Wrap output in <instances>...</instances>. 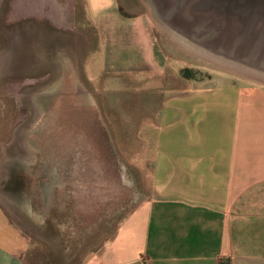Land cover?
I'll return each mask as SVG.
<instances>
[{"label":"rangeland","instance_id":"374dc122","mask_svg":"<svg viewBox=\"0 0 264 264\" xmlns=\"http://www.w3.org/2000/svg\"><path fill=\"white\" fill-rule=\"evenodd\" d=\"M100 1L102 14L77 0L81 18L61 31L35 15L34 0L22 21L24 8L14 17L13 0H0V164L10 171L0 250L24 264H84L122 229L129 248L163 115L178 111L185 92L261 79L243 66L264 71V0H171L170 19L183 18L188 39L246 65L232 68L174 41L147 0H116L115 12ZM260 14L256 32L255 20L244 30L246 18ZM193 17L202 27L195 32Z\"/></svg>","mask_w":264,"mask_h":264},{"label":"crops","instance_id":"0c3cea01","mask_svg":"<svg viewBox=\"0 0 264 264\" xmlns=\"http://www.w3.org/2000/svg\"><path fill=\"white\" fill-rule=\"evenodd\" d=\"M27 1L13 0L14 17L24 8L17 20H27ZM34 1L35 15H48L56 30L82 15L77 0ZM108 3L117 11L116 0ZM93 4L104 13L100 0ZM236 83L185 92L178 111L163 115L150 190L130 217L129 248L121 228L84 264H264V78ZM23 261L0 250V264Z\"/></svg>","mask_w":264,"mask_h":264},{"label":"bare ground","instance_id":"6f19581e","mask_svg":"<svg viewBox=\"0 0 264 264\" xmlns=\"http://www.w3.org/2000/svg\"><path fill=\"white\" fill-rule=\"evenodd\" d=\"M147 2L151 6V11H152L153 18L159 23V25L161 26V28H163L166 32L169 33V35L171 37H173L175 39L174 41H176L178 44H181L185 48H188V49H190L192 51H195L196 53H199L201 55H204L208 59H211V60L213 59L216 62H219L220 64H222V65H224V66H226L228 68H232V67H229V66H233V65H236V66H238V65H241V66L242 65H245V64H243L241 62H239L240 64H238L237 62L232 61L228 57H226V56L220 54L219 52H217L215 49H214L215 52H214L213 49L211 51L206 50L204 48V44L201 43V42L198 43L195 40L192 41V40L188 39L190 37V35L192 36V34H191V30L192 29L189 30L187 28L186 29L181 28L182 25H181V23H179V21H181L183 18L180 19V20H176L174 18L173 19H170V13H169L170 11L168 10L169 6L171 5V4H168V3H170V0H164L163 1L164 4H161V3L157 2V1L155 2V0H152V1L151 0H147ZM200 6L203 7V4L200 5ZM176 16H178V15H176ZM193 18H194V20L192 21V24L195 21L196 22L197 21L200 22L199 21L200 18L197 19V20H196L195 17H193ZM198 24L199 25L196 24V26L197 27L199 26V28L194 27L193 28L194 32L196 30H200V28H202L201 25H200V23H198ZM243 28H244V30H246L245 27H243ZM229 29H231V28H229ZM201 30H203L202 32L204 33V35L205 34L208 35V33L211 32V31H209V29H207V31H205V32H204V29H201ZM228 33H229V31H228V27H227L225 29V31H224L223 34L225 36H226V34L227 35H230V33L229 34ZM207 35H205V36H207ZM191 39H193V38H191ZM215 46L213 48H216ZM244 46H245V44H244ZM244 46H242V47H244ZM254 51L257 52L258 51V47L255 46V50ZM243 67H242V70L243 71H246V73H249L251 75H254V76H257V77H260V78H264V71H261L260 69H262V68L259 67L257 64L255 65V68H251V69L249 67H246L247 69H245ZM4 149H6V146L4 147ZM6 155L8 156L7 153H6ZM7 160H9V159H7ZM9 165L10 164H8V166ZM6 167H7V163L5 161H3L0 164V202L2 204H5V205H6L7 197L5 196V193L3 191V186H2V182L3 181H2V179H4V177L6 176L4 172H7L8 174L10 172Z\"/></svg>","mask_w":264,"mask_h":264},{"label":"water","instance_id":"95a60500","mask_svg":"<svg viewBox=\"0 0 264 264\" xmlns=\"http://www.w3.org/2000/svg\"><path fill=\"white\" fill-rule=\"evenodd\" d=\"M261 15L262 14H260V15H255L254 17L253 16H248L247 18H246V25L244 26L246 29H248V30H251V28H252V25H253V21L255 20V22L257 23L256 24V27L253 25V28L255 27V29H254V32H256V30H257V28L259 27V25H258V17L257 16H259V18L261 17ZM255 17H257V19H255ZM260 32H261V30H260ZM258 34H261V33H259L258 32Z\"/></svg>","mask_w":264,"mask_h":264},{"label":"flooded vegetation","instance_id":"af4514ba","mask_svg":"<svg viewBox=\"0 0 264 264\" xmlns=\"http://www.w3.org/2000/svg\"><path fill=\"white\" fill-rule=\"evenodd\" d=\"M162 1H163V0H162ZM170 3H172V1H171V0H170ZM170 3H168V4H170ZM20 100H21V97H20ZM11 177H12V176H10V178H11ZM10 178H9V179H10Z\"/></svg>","mask_w":264,"mask_h":264}]
</instances>
